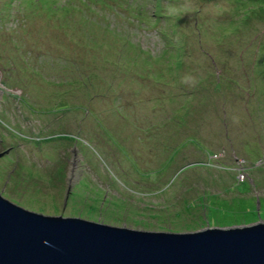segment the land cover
Segmentation results:
<instances>
[{"label": "rangeland", "instance_id": "rangeland-1", "mask_svg": "<svg viewBox=\"0 0 264 264\" xmlns=\"http://www.w3.org/2000/svg\"><path fill=\"white\" fill-rule=\"evenodd\" d=\"M185 133L208 168L188 145L142 169ZM0 194L143 230L264 222V0H0Z\"/></svg>", "mask_w": 264, "mask_h": 264}, {"label": "water", "instance_id": "water-1", "mask_svg": "<svg viewBox=\"0 0 264 264\" xmlns=\"http://www.w3.org/2000/svg\"><path fill=\"white\" fill-rule=\"evenodd\" d=\"M0 264H264V222L143 230L41 213L0 194Z\"/></svg>", "mask_w": 264, "mask_h": 264}, {"label": "trees", "instance_id": "trees-1", "mask_svg": "<svg viewBox=\"0 0 264 264\" xmlns=\"http://www.w3.org/2000/svg\"><path fill=\"white\" fill-rule=\"evenodd\" d=\"M142 50L145 51L144 48H142ZM213 82H210V83H213ZM221 83H222V76L219 75L218 79L213 84V88L215 90H220ZM225 113H227V112L225 111ZM180 120L181 121H179V126H181V125H183L185 123L182 118ZM225 121H226L225 122V128H226V130H228L229 123L227 121V118H225ZM194 136L195 135H191L189 133H185L183 136H179V135L178 136H175V137H172L171 136L170 139H167V141L165 140L163 143H160V151H161V153H163V152L168 153V156L166 157V159H164L161 162V165L158 166V167H155L154 169H149V168H145V169L142 168V169L145 170L146 172H149V173L152 172V171H154V170H156V169H158V174L161 173V170H164L165 169L163 171V173H165L166 171H168V168L170 167V165L173 162V160H175L177 158V156H180V154L184 153V150H185L186 147H188V145L189 146L190 145H194L195 148H197L201 152H203L202 155H201V157H200L202 161H200V162L196 161V163H193L194 165H191V167L196 166V164L199 163V165L201 167L204 166V167L208 168L206 166V163L205 162H207L208 159L211 158L210 155L217 154L218 152H216V150H214L213 147H211V146L207 145L206 143H204L205 140H204L203 137L200 136L199 137L200 138L199 141H197V140L193 139ZM168 141H170V143H168ZM172 141H174V143H171ZM167 150H169V151H167ZM258 150H259V148H258ZM258 150L256 148H250L249 152L247 151V153L248 154L250 153L253 156H255V155L261 156L262 155L261 153H263V151H260V150L258 151ZM181 168L182 169H180V170H183L185 167L183 166ZM215 170H216V168L213 169V170L212 169L206 170L205 173H204V175L201 174V177H198V179L201 180L203 177L206 178V175L208 173H215L216 174L217 172H214ZM176 173H175V175H176ZM175 175L173 174L172 177L175 176ZM162 178L163 177L161 176V179ZM222 180H224V179H220L218 181H222ZM150 181L151 180H149L147 182H150ZM181 182H183V181H181ZM142 183H145V182H142ZM175 183H177V182H175ZM175 183H173L171 185V187L176 186L177 184H175ZM143 186H145V184ZM143 186L136 185V187H138L141 190H142V187ZM184 187H187V185L184 184ZM187 189H188L187 191H190V190L194 189V187L191 186V187H189ZM149 190L151 191V188ZM143 191L145 192L147 190H143Z\"/></svg>", "mask_w": 264, "mask_h": 264}]
</instances>
